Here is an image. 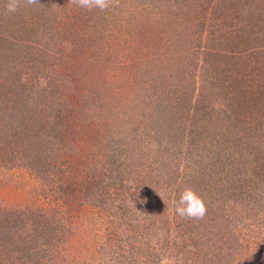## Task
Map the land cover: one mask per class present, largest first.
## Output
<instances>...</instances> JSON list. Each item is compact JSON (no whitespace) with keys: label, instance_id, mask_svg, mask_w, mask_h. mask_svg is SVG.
I'll list each match as a JSON object with an SVG mask.
<instances>
[{"label":"rangeland","instance_id":"obj_1","mask_svg":"<svg viewBox=\"0 0 264 264\" xmlns=\"http://www.w3.org/2000/svg\"><path fill=\"white\" fill-rule=\"evenodd\" d=\"M7 3L0 36L18 51L1 88L27 82L32 107L54 103L6 147L23 124L0 97V211L14 223L0 264H264V0ZM224 74L248 79L224 89ZM233 176L242 193L226 190ZM188 187L202 219L176 214Z\"/></svg>","mask_w":264,"mask_h":264},{"label":"trees","instance_id":"obj_2","mask_svg":"<svg viewBox=\"0 0 264 264\" xmlns=\"http://www.w3.org/2000/svg\"><path fill=\"white\" fill-rule=\"evenodd\" d=\"M137 10H140V8H138ZM141 11L144 12V9L141 8ZM126 13H128V12L125 11L123 13V15H126ZM43 14H44V12H43ZM24 17L20 16L19 22L21 23V27H23L25 29V28H27L26 26L28 24H27V19H25ZM38 17H40V16L38 15ZM221 17H222V14H221ZM29 19L33 20L34 19V15H30ZM220 19H222V18H220ZM128 20H130V19H128ZM107 23H108V26H109V23H110L109 20H107ZM44 25L47 28L49 26L45 19H44ZM132 26L134 28L135 24H133ZM20 30H22V28H20ZM3 38H4L3 36H0V64H1V62L2 63H7L9 60L15 59L17 57V51H18V49L15 48V43H13L11 41H8V39H6V38H4V39ZM228 38H232V37H228ZM246 39L247 38L244 37L241 40L243 41V43H245V41H247ZM225 42H226V40L224 41V43ZM17 45H20V43L17 44ZM242 46L243 45H241V47ZM260 46H264V45H260ZM31 47L34 48L33 45H31ZM245 47L246 46H244V48ZM253 53H255V52H253ZM256 53L258 55L259 54H264V50H261V51L258 50V52H256ZM28 60H29V58H28ZM0 67H3V66H0ZM9 67L11 68V71H12L13 66L11 65ZM227 69H229V68H227ZM12 73H13V71H12ZM243 76H242V78H237V77L230 76V74H228L227 76H226V74H224L223 75V79L226 78L225 79V88L224 89H228L229 87L236 88V87H238V86H240L242 84H245L246 83L245 80H247L248 78L245 75H243ZM5 78L9 79V77H7V76ZM19 78H20V72H19V74L16 73V76L14 77V80H18ZM23 83L24 84L18 85L17 88L15 86H12V88L11 87H6V86H4V88H1L2 87V82H0V97L1 98L5 97V98H8L9 100H11L10 101L11 106L10 105L9 106L12 109H11L10 112H7L6 115H4V116H6V120L9 121V122H12V121L15 120V118H19V119L21 118L22 121L20 120L21 122L19 123L20 127H21V124H23V128L20 130V133H18V131H14V132H11V133H6V138H5V146L6 147L10 146V144L13 142V138L11 139V136L15 137L16 135H19L23 139H26V137H28L29 135L25 131L27 129H29L28 127H29L30 123L33 124V126L36 125V127L41 126L43 124V120L42 119H43L44 115L46 114L47 109L49 107H51L52 104L54 103L53 102L52 104H46L45 101H43L42 103L37 102L36 106L32 107V105L30 104V102L32 100L31 99V94H30L31 93V86L27 82H23ZM11 90H18L17 91L18 93H17V95L14 98H11V96L9 94ZM41 90H43V89H41ZM26 91H27V93H25L26 96H24L23 93L26 92ZM27 95L30 96L29 101L27 100ZM242 96L246 97L247 94L244 93V94H242ZM33 97H35V96H33ZM238 99H239V101L241 103V111L244 112V115H245V112L248 111V109L243 108V104L245 103V100L242 97H238ZM5 102H7V100H5ZM2 105L4 106V103ZM253 105H254V113L250 114V115H252L251 118H250V121H251V119L254 120L255 118L259 117V114L261 113L260 109L263 108V105L258 103L256 100L253 103ZM7 108H9L8 105L6 106V108H4V110H7ZM0 109L3 110V108H0ZM261 115H262V113H261ZM153 117L156 118V121H159L162 118V116H159V115H153ZM244 119H246V117H244ZM168 122H170V119L168 120ZM23 131H24V133H23ZM171 131H169V133H171ZM37 132L38 131L36 130V132H35V136L36 137H37V135L40 136V133H37ZM254 135L256 136V140H258V133L255 132ZM39 140L40 139L37 138L33 143L38 142ZM162 141L168 142L169 139L168 138H165V139L163 138ZM251 142L254 143L253 141H251ZM14 143H17V142L14 140ZM252 148L255 149V147H252ZM262 156H264V153L262 154ZM37 160H38V158H37ZM38 162H39V160H38ZM41 164H42V162H41ZM226 183L228 184L226 190H232V189H233V191L239 190L241 193L244 190V188H242V187H244L245 184L241 181V179L239 177L237 178L236 176H233L232 179L229 178V182H226ZM223 188L224 187H222V190H223ZM14 214H15V212H11L10 215L13 216ZM4 217H9V215H6L5 211H0V239H7L6 242L10 243L9 240L13 239L10 236L11 235L13 236V233H14V230H13L14 229V223L12 224V221L9 222ZM19 247L23 248V245L19 244Z\"/></svg>","mask_w":264,"mask_h":264},{"label":"clouds","instance_id":"obj_3","mask_svg":"<svg viewBox=\"0 0 264 264\" xmlns=\"http://www.w3.org/2000/svg\"><path fill=\"white\" fill-rule=\"evenodd\" d=\"M27 5H36L39 0H24ZM77 7L87 9H99L101 11L109 8L114 0H70ZM21 6V0H8L6 11L14 13ZM159 194V193H158ZM163 199V197H162ZM176 214L182 218L202 219L207 211V207L203 198L192 188H185L180 194L179 199L174 200Z\"/></svg>","mask_w":264,"mask_h":264}]
</instances>
